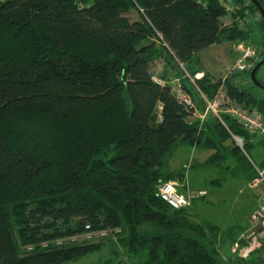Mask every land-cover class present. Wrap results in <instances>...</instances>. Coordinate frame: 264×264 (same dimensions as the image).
Instances as JSON below:
<instances>
[{
  "label": "trees",
  "instance_id": "1",
  "mask_svg": "<svg viewBox=\"0 0 264 264\" xmlns=\"http://www.w3.org/2000/svg\"><path fill=\"white\" fill-rule=\"evenodd\" d=\"M227 1L229 10L219 0H0V264H64L100 250L108 236L126 255L119 264H263L257 255L224 259L223 244L242 231L225 237L158 193L164 182H185L183 168L170 166L181 146L213 151L204 168L255 177L248 150L264 144L261 134L226 114L192 120L153 72L163 60L161 80L173 70L201 109L200 94L213 99L220 82L196 78L197 54L248 41L251 30L225 25L227 17L250 10L264 27L251 0ZM235 75L228 94L264 111V98ZM98 231L110 232L57 243Z\"/></svg>",
  "mask_w": 264,
  "mask_h": 264
},
{
  "label": "rangeland",
  "instance_id": "2",
  "mask_svg": "<svg viewBox=\"0 0 264 264\" xmlns=\"http://www.w3.org/2000/svg\"><path fill=\"white\" fill-rule=\"evenodd\" d=\"M219 1L224 7L228 4L227 0ZM130 17L134 20L138 19L136 12H132ZM233 21L236 22L241 30L246 32L249 29L251 30L248 41H224L221 44L211 46L199 52L196 56V59H198L196 67L203 71L198 73L196 78L200 79L204 74H208L214 81L220 82L219 89L223 84L226 86L227 82L232 78L231 75L226 77L225 69L227 66L237 62L243 47L246 46L252 49L254 53L253 67L258 62L264 60L261 57L264 54V27L261 24L259 15L257 13L252 14L249 10L248 15L243 19L239 17H227L225 19V25L231 24ZM180 67L182 68L181 65ZM165 69L166 63L163 60L156 61L153 65L154 78L164 84L169 82L172 84L173 89L183 88L181 80L174 77L175 75L172 76L174 74L173 70H170L169 78L161 80L166 71ZM252 70L235 75V78H233L234 82L238 81V85L251 91L257 99H263L264 90L254 87L249 78ZM258 77L264 85V65L261 67ZM200 97L203 99L201 94ZM198 109L200 112H203V107L201 109L198 106ZM251 110L260 111L256 108ZM261 113L263 114V111ZM209 114L213 113L209 112L207 115ZM195 119L197 118H192V120ZM198 120L201 122L204 121L201 119ZM260 136L259 140L264 139V134ZM229 145L233 146L230 142ZM236 145L238 146L237 143ZM248 152V156H250L257 166L261 167L264 164V144L255 143L249 148ZM212 154L213 151L211 150L181 146L171 160L170 166L174 170L183 168L184 172L189 176L188 183L191 186L190 188L198 194L201 192L204 193L202 196L196 195L188 207L192 208L190 212L195 217V220L199 222L206 221L217 225L222 235L224 234L227 237V231L231 230L233 233H239L251 227L250 220L259 206V198L256 191L250 188L249 182L246 180L235 179L231 175H225L221 173V169L219 168L202 167V163ZM215 180H220V182L217 183ZM176 182L179 183L178 181ZM182 186H178L181 191L189 190ZM200 197L202 199H198ZM195 200L197 201L193 204ZM110 238H112V241L117 242L115 240L116 238L108 236L107 239H103L105 240L104 243L106 241L107 243L100 250H96L83 258L64 264H119L120 262H124L123 260H126L124 250L117 245L109 243ZM228 256H230V250L229 243L226 242L223 244V258L227 259ZM128 264H131V262L128 261Z\"/></svg>",
  "mask_w": 264,
  "mask_h": 264
},
{
  "label": "built area",
  "instance_id": "3",
  "mask_svg": "<svg viewBox=\"0 0 264 264\" xmlns=\"http://www.w3.org/2000/svg\"><path fill=\"white\" fill-rule=\"evenodd\" d=\"M229 10V6L225 7ZM254 53L251 48L243 47L240 58L235 64L226 67V77L230 75L249 72L253 69ZM226 79V78H225ZM173 92L186 110L193 111L194 118L204 120L207 114L213 113L219 119L221 115L226 114L240 124L244 129L251 133H264V117L260 111L251 110L241 106L232 98L226 87L223 86L217 91L213 99H208L201 94L203 98V112H200L198 105L193 97L183 88L173 89ZM202 113V114H201ZM238 146L243 149V138L232 135ZM255 171V177L249 182L251 189L256 191L259 198V206L251 217V227L242 231L233 243L229 246L230 256L234 259L247 261L252 256L257 255L264 264V164L259 167L252 162ZM179 184L175 181L164 182L159 187V196L162 201L166 202L175 210L187 209L191 205L193 198L204 195L203 192L198 194L193 189L187 187L188 191H180ZM197 193V194H196ZM90 230V226H86ZM118 230H116L117 232ZM110 231L88 232L81 236H72L65 240H59L58 244H82L88 242H97L106 238ZM119 232V231H118Z\"/></svg>",
  "mask_w": 264,
  "mask_h": 264
},
{
  "label": "water",
  "instance_id": "4",
  "mask_svg": "<svg viewBox=\"0 0 264 264\" xmlns=\"http://www.w3.org/2000/svg\"><path fill=\"white\" fill-rule=\"evenodd\" d=\"M259 9L263 19H264V10L262 9V7L260 6V4L256 1V0H251ZM264 65V60H262L261 62H259L255 68L252 70L251 72V80L253 82V84L261 89L264 90V85L262 83L259 82V80L256 77V74L258 72V70ZM263 117H264V111H263Z\"/></svg>",
  "mask_w": 264,
  "mask_h": 264
},
{
  "label": "crops",
  "instance_id": "5",
  "mask_svg": "<svg viewBox=\"0 0 264 264\" xmlns=\"http://www.w3.org/2000/svg\"><path fill=\"white\" fill-rule=\"evenodd\" d=\"M236 83L238 84V81H237ZM185 175H186L185 182H184V183H178V184H179V186H180V185H183L182 187L187 188V187L190 186L189 183H188V178H189V176H188L186 173H185ZM187 184H188V185H187Z\"/></svg>",
  "mask_w": 264,
  "mask_h": 264
},
{
  "label": "bare ground",
  "instance_id": "6",
  "mask_svg": "<svg viewBox=\"0 0 264 264\" xmlns=\"http://www.w3.org/2000/svg\"><path fill=\"white\" fill-rule=\"evenodd\" d=\"M192 112H193V111H192ZM193 116H194V114H193ZM193 119H194V117H193ZM161 185H162V184H161ZM161 185H160V186H161ZM189 188H190V187H189ZM180 191H181V190H180ZM158 193H159V189H158ZM159 197H160V196H159ZM160 199H161V198H160Z\"/></svg>",
  "mask_w": 264,
  "mask_h": 264
}]
</instances>
